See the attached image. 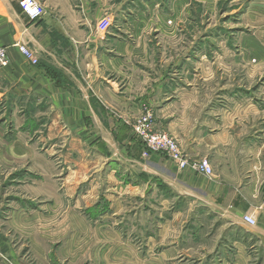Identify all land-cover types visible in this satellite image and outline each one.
Listing matches in <instances>:
<instances>
[{
    "label": "rangeland",
    "instance_id": "obj_1",
    "mask_svg": "<svg viewBox=\"0 0 264 264\" xmlns=\"http://www.w3.org/2000/svg\"><path fill=\"white\" fill-rule=\"evenodd\" d=\"M89 1L104 50L96 57L113 59V70L87 68L85 76L115 82L125 107L93 84L103 95L96 101L102 115L127 119L145 159L155 152L136 132L142 115L151 114L155 133H169L189 104L190 130L254 112L245 122L257 123L264 145V0ZM0 83V264H264L261 233L247 234L207 199L124 165L115 176L106 161L88 171L80 164L110 156L106 144L83 141L66 126L70 113L45 95ZM242 154L231 179L256 191L251 214L264 230V146Z\"/></svg>",
    "mask_w": 264,
    "mask_h": 264
},
{
    "label": "crops",
    "instance_id": "obj_2",
    "mask_svg": "<svg viewBox=\"0 0 264 264\" xmlns=\"http://www.w3.org/2000/svg\"><path fill=\"white\" fill-rule=\"evenodd\" d=\"M19 1L0 0V46L7 48L9 57L8 66L0 69V82L23 96L45 95L59 112L70 113V118L65 117L66 126L72 130L80 129L83 141L89 137L88 145L98 148L102 142L111 151L110 156L100 154L80 165L91 171L97 169L102 161H106L111 176H115L120 171V165H124L129 172L149 175L152 182L163 180L175 191L183 190L191 197L207 199L212 207L233 215V220H229L231 224L247 234L261 233L263 241L264 230L259 220L257 219L258 225L253 228L242 220L244 214H251L253 210L249 200L257 197L256 191H252L249 184L243 186V183L238 184L231 179L238 175V161H246L242 153L251 156L263 149V142L255 140L259 131L257 123L251 120L245 122L253 117L254 112L244 117L222 115L217 122L211 118L201 119L195 130H190L193 119L189 109L194 106L189 104L185 115H180V119L175 122L177 129L171 124L169 133L178 140L191 159L200 158L199 156L209 159L214 172L212 176L197 173L191 167L180 169L163 154L154 153L145 159L142 145L126 122L127 119L116 122L108 112L102 115L103 110L96 101V98L109 95L113 103L125 107L123 98L114 93L115 82L104 77L92 78L91 74L85 76L87 68L98 70L101 67L104 72L113 70V59L107 58V55H100L99 59L96 57L98 51L101 53L104 50L101 48L102 41L100 46L98 43L97 25L93 24L94 20L97 21V16L92 14L95 11L92 10L90 1L78 0L81 6L77 8V0H39L46 13L37 22L30 21L22 13ZM17 43L27 44L34 49L39 64L32 65L19 52ZM48 69L57 71L58 84L47 74ZM91 78L92 80H88ZM98 80L99 84H96ZM102 80L108 84L106 89L100 86ZM93 84L101 89L103 95L98 94ZM107 101L104 100V103H108ZM132 111L137 114L141 110L138 105H134ZM125 150H131L132 153L128 155ZM258 156L255 155L254 158L257 166ZM246 169L244 163L243 167L240 165L241 176L244 174L247 177ZM81 171L80 168L79 172ZM148 183L150 184L147 182L146 186Z\"/></svg>",
    "mask_w": 264,
    "mask_h": 264
},
{
    "label": "built area",
    "instance_id": "obj_3",
    "mask_svg": "<svg viewBox=\"0 0 264 264\" xmlns=\"http://www.w3.org/2000/svg\"><path fill=\"white\" fill-rule=\"evenodd\" d=\"M19 6L22 13L32 22H37L46 13L44 5L38 0H20ZM16 47L32 65L39 64V58L27 44L17 43ZM8 64L7 48L0 46V68H6ZM136 132L145 141L146 151L165 154L180 169L191 167L197 173H203L208 176L213 175V168L208 158L191 159L174 136L164 132L155 133L151 128V114L149 112L142 115L138 121ZM146 151L145 156L148 155ZM242 220L251 228L258 225L257 218L252 214H244Z\"/></svg>",
    "mask_w": 264,
    "mask_h": 264
},
{
    "label": "trees",
    "instance_id": "obj_4",
    "mask_svg": "<svg viewBox=\"0 0 264 264\" xmlns=\"http://www.w3.org/2000/svg\"><path fill=\"white\" fill-rule=\"evenodd\" d=\"M47 74H48L53 80H55L57 84L59 83V82H58V73H57V71L52 70V69H48Z\"/></svg>",
    "mask_w": 264,
    "mask_h": 264
}]
</instances>
